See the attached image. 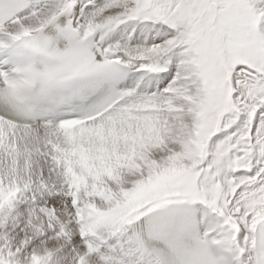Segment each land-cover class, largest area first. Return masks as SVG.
<instances>
[{"label": "snow or ice", "instance_id": "1", "mask_svg": "<svg viewBox=\"0 0 264 264\" xmlns=\"http://www.w3.org/2000/svg\"><path fill=\"white\" fill-rule=\"evenodd\" d=\"M0 264H264V0H0Z\"/></svg>", "mask_w": 264, "mask_h": 264}]
</instances>
